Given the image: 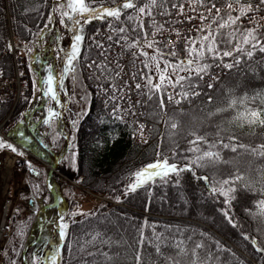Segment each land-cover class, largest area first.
<instances>
[{
  "label": "trees",
  "instance_id": "16d2710c",
  "mask_svg": "<svg viewBox=\"0 0 264 264\" xmlns=\"http://www.w3.org/2000/svg\"><path fill=\"white\" fill-rule=\"evenodd\" d=\"M185 1L188 0H158L164 3V8L171 15H162L163 9H154L150 17L141 15L144 27L135 31L132 28L136 22L127 19L128 14H134L131 9L125 10L118 21L94 19L84 24L80 54L74 61L75 71L64 74L63 87L55 82L58 96L61 94L65 102L71 90L74 92L72 84L77 76L87 89L89 104L86 113L75 124L70 121L67 124L64 110L68 103L66 108L64 104L58 109L55 102L47 107L49 101L44 95L43 80L48 74L47 65H53L54 75L63 73L65 50H70L73 33L60 24L59 13L53 12L54 0H0V74L8 79L15 77L13 44L16 49H23L21 77L25 82L15 105L13 99L0 97V123L9 116L3 126L5 134L49 163L58 160V165L63 161L66 164L68 156L71 160L74 156L76 176L83 175V183L89 189L115 201H118L117 196L120 197V204L100 203L93 211L78 213L71 218L74 194L67 190V196L70 194L72 197L65 200L63 178L51 175L50 183L57 186L52 191L47 185L49 170L45 168V173L37 174L30 172L28 191L34 199L33 207H28L31 210L26 213L24 203L19 202L12 215L7 264H26L25 259L30 263L32 255L48 246L50 240L58 243V250L61 247L57 264H135V254L141 250L138 244L141 232L145 241L142 264H193L194 259L197 264H264V251L258 250L264 249V216L259 214L257 204L264 199V182L259 177V172L264 171V158L252 154L249 149L238 148L236 152L223 149L224 163L204 168L193 164L191 169H185L179 175L170 173L164 180L157 177L155 183L150 182L135 192H125L132 179L130 173L144 165L165 156L178 168L191 163L197 155L187 150L191 147L188 142L194 139L190 134L193 131L210 141L217 139L219 130L225 143H228L230 135H235L237 144L253 147L264 144V127L247 124L241 127L240 121L232 120L236 110H243L244 105L237 103L236 109L216 112L217 108H226L233 97L239 101L245 94L248 97L256 95L255 105L251 100L248 104L264 107L261 103L264 101V52L257 50L251 58L245 55L239 63L235 53L233 57H224L225 63L233 64L232 68L225 67L219 59L216 62L209 60L212 67L195 89L199 95L182 99L179 104L175 102L179 99V87L167 86L163 91L165 107H161V93L156 89H152L156 94L149 98V89L144 87L147 85L145 75L149 73V69L143 66L146 57L136 46L125 45L131 44L137 36L142 41L145 32L150 34L160 25L163 28L179 25L177 9L171 8V4ZM144 2L147 0H140V3ZM227 2L236 5V0H205L202 7L207 19H198L201 22L199 28L210 24L215 32L221 18L227 19L230 10L222 7ZM247 2L249 0H240V3ZM251 2L255 5L258 0ZM101 3L111 6L113 0H95L92 6ZM212 3L222 8L215 22H212L215 9L211 14L206 11ZM49 14L53 15L54 21L49 22ZM231 14L239 13L232 11ZM249 16L260 18L248 23L246 19ZM262 21L264 6L247 13L238 25L233 26L240 28L237 38L242 39L244 29L256 24L260 26V34L264 35V25L258 23ZM121 27L126 29L124 33L113 31ZM101 29L103 32L99 33ZM229 32L231 28L221 30L224 40L229 38ZM197 35L199 33L195 32L192 37ZM121 36H126L127 41ZM235 43L233 40L227 47H233ZM164 45H159L165 53L164 59L174 61L175 57L167 55L171 48ZM225 46L223 43L220 45L221 48ZM181 48L176 47L177 52ZM144 50L149 57L155 53V47L146 45ZM134 52L136 56H133ZM160 62L164 63L163 60ZM151 76L156 83L153 66ZM128 77L134 85L139 83L142 86L140 89L135 87L136 93L143 95L137 100L139 103L128 101L122 94ZM37 78L41 100L31 107L34 80ZM208 83L213 87L209 88ZM170 94L173 97L176 94L171 102L168 100ZM113 96L116 99L113 100ZM50 106L60 113L53 119L57 122V131L53 135L49 127L51 123H44ZM135 106L143 110L142 116L133 115ZM172 123H177V128L173 129ZM69 124L70 129L67 130ZM200 147L207 149L208 145L201 144ZM32 160L38 162L35 158ZM59 170L68 173L66 166ZM237 170L244 174V179L237 182L236 198L225 204L223 195L210 193L209 183L219 187V181L238 174ZM204 176L209 178L208 181L197 179ZM244 184H250V188H241ZM224 211L229 213L235 226L225 217ZM67 217L71 218L68 222ZM62 222L68 224L63 239L59 235ZM96 233L100 235L93 239ZM197 244L203 247L197 249ZM156 245L160 246L161 254L156 253ZM193 249L197 257H193Z\"/></svg>",
  "mask_w": 264,
  "mask_h": 264
},
{
  "label": "snow or ice",
  "instance_id": "6c2138e0",
  "mask_svg": "<svg viewBox=\"0 0 264 264\" xmlns=\"http://www.w3.org/2000/svg\"><path fill=\"white\" fill-rule=\"evenodd\" d=\"M95 3V0H59L56 2L54 0L53 3V12L59 13V22L63 24L65 28L69 29L73 33V39L71 43L70 50H65V66L63 73L60 78V86L63 87V75L68 72L75 71L74 61L77 60L80 54V46L84 39L83 30L84 24L90 23L94 19L105 20L107 18H112L114 20H120L122 14H125V10L131 9L134 14H128L127 19L129 21H135L133 24L132 31H135L136 28H143L144 22L141 19V15L143 16H151L154 9L160 8L163 9L161 12L162 15H171V13L164 8L163 2H158V0H147V2L140 3V0H120L119 3L116 0H113V4L111 6H106L103 3L93 7L92 4ZM200 6H205V0H196ZM264 6V0H258V2L254 5L251 0L247 3H240V0H236V5L232 2H227L222 5V7L227 8L229 14L227 19L221 18L220 23L217 24L215 32L211 29V25L201 26V28L197 29L196 37L187 36L184 38V49L186 52V56L181 59L179 58V54L176 50V44L172 41H169L168 44H165L164 47H170L171 51L167 53L170 57H175L176 59L168 60L164 59L165 53L162 51V48L159 46L162 42H157L155 40H148V34L145 32L143 34L144 39L143 43H141L140 36H137L136 40L132 41L131 44L126 43V47L136 46L140 53L146 57L145 61H143V66L149 69V73L145 75V79L147 80V85L144 87H148L149 89V98L151 95L156 94L152 92V89H156L161 93L160 96V105L164 106V98L163 91L167 86H171L173 89L179 87L181 91L178 93L179 99H176V103L179 104L182 99H187L191 96H197L199 93L195 90L199 87V81H202L204 76L208 74L209 69L212 67L208 61L211 60L216 62L219 59V62L222 63L227 68H232V63H225L224 57H233L234 53L236 54V62L239 63L240 59L243 56H247L249 58L253 57L254 53L259 50L260 52H264V35L260 34V26L258 24L254 25V27H249L244 29L241 33L242 39H238L236 36L237 32H240L239 27H233L238 25L241 17H245L249 12H255ZM171 8L179 9L177 15H182L184 12L185 5L183 3H173L171 4ZM215 9L216 15L213 17L212 22H215L216 18L220 16V12L222 10L221 7H217L215 3H212L211 8H206L208 14L212 13V10ZM195 11V9H192ZM232 11H238V15L233 16L231 14ZM188 20H192L193 17H187ZM201 21L207 19V17L203 14L199 16ZM49 22L53 21V15L49 14L48 16ZM83 21V23H82ZM47 27V25L45 26ZM109 27L112 28L111 22H109ZM205 27H207V31H205ZM231 28V32L228 33L229 38L224 40L222 38L221 30L224 28ZM163 25H160L159 28H156L153 32V36L156 35V32L161 31ZM113 31H119L120 33H124L126 29L121 27L119 29H113ZM177 33V39H180V33L178 29H172ZM59 38V37H58ZM109 40L112 39L111 36L108 37ZM121 39L127 41L126 36H121ZM233 40L236 41L233 47H227V45H232ZM119 43V40L117 41ZM225 44L224 48H221V44ZM144 45L147 47H155V53L149 57V53L144 50ZM247 45L248 47H245ZM99 46V45H98ZM9 48H11V44H9ZM32 50L29 49V52ZM137 53H133V56H136ZM163 60L164 68H160V61ZM156 66V73L159 75V82L153 83L151 76V67L152 64ZM91 66V65H90ZM171 68L172 73L176 74V79L172 80L171 75L168 74V70ZM48 74L46 78L43 80L44 85V95L51 96L52 100L58 101V93L55 87V82L57 77L53 74V65H47ZM180 72H186L187 75H179ZM119 75V73H117ZM167 81V84H165ZM127 86V85H126ZM209 88H212L213 85L208 83ZM137 89H140L141 84L137 83L135 85ZM113 88L115 85L113 84ZM173 95H168V100L171 102L173 100ZM112 99H116L115 96ZM209 101H211L212 97H208ZM252 101V105H255L256 95L252 97H248L247 94L240 99L233 97L226 108H217L216 112H224L229 109H236L237 103L244 105L243 110H236L235 115L232 117V120L240 121V126L243 127L245 124L247 125H259L264 127V107L259 105L252 106L248 104V101ZM139 103V101H137ZM261 103H264L262 101ZM119 107V105H117ZM116 109H113V114H115ZM60 113L56 112V110L52 107L48 109V116L44 119L45 124H50L54 117L59 116ZM209 115H212L211 113ZM122 119V118H121ZM76 123L75 121L73 122ZM177 123H172L171 127L173 129L177 128ZM143 125L140 126L143 129ZM194 139L190 140L188 143L191 145L187 150L193 151L197 153L195 158L191 163L185 164L183 168H178L176 164L169 163L168 157H164L162 160L158 159L152 163L142 166L141 168L135 170L130 173L131 182L126 186L125 192H135L138 188L148 185L150 182L155 183L156 178L159 177L160 180H164L169 176L170 173H179L185 169H191L193 164L196 167L204 168L209 165H214L216 163H224L223 156L221 152L223 149H230L232 152H236L238 148L240 149H249L250 152L260 158H264V144L257 145L255 147L251 145H246L243 143L237 144L235 141L237 137L235 135H230L228 137V143L224 142L223 138H220L219 130L217 131V139L214 141H210L206 136H202L197 134V132L193 131L190 133ZM23 135V134H21ZM135 135V133H134ZM141 135L143 132L141 131ZM199 142V143H198ZM201 144L208 145L207 149H203L200 147ZM7 146V148L11 149L13 152H16L17 149L14 145L7 143L3 139H0V148ZM219 146V147H217ZM259 149V150H258ZM23 155V153H20ZM159 155V154H158ZM175 156V153H173ZM73 163H75V157L73 156ZM236 175H231L223 180L219 181V187L215 186L212 183H209V189L211 194L219 193L225 197L224 203L230 204L232 199H235V193L237 191V182L242 181L244 179V174L240 173L237 170ZM195 175V174H194ZM259 177L261 182H264V171L259 172ZM197 179H203L208 181V177H197ZM226 186V187H225ZM241 188H250V184L241 185ZM116 199L119 201L120 197L117 196ZM259 206L258 211L261 216H264V199L257 201ZM77 213H73L76 215ZM91 215V214H89ZM225 217L229 220L230 223H233L235 226V222L232 221L231 216L227 211H224ZM61 221L63 218L61 217ZM68 228L67 223H61L59 225V235L60 238L63 239L66 235V229ZM100 233H96L93 237L95 239L98 237ZM247 238V237H246ZM143 232H141L140 240L138 244L141 246V250H138L135 254V264H142V246L144 244ZM151 243V241H149ZM255 243V241H253ZM203 247L201 244H197L196 248L199 249ZM155 250L157 254H161V248L159 245L155 246ZM260 251H264V249H258ZM183 251V249H181ZM91 255V254H90ZM107 257L108 254L104 253ZM193 257H197V252L193 249L192 252ZM60 257V251L53 250V253L50 257H46L44 260V264H57L58 258ZM110 259V257H108ZM171 259V258H169ZM34 264H41V259L37 256H33ZM193 264H197V261L194 259Z\"/></svg>",
  "mask_w": 264,
  "mask_h": 264
},
{
  "label": "rangeland",
  "instance_id": "374dc122",
  "mask_svg": "<svg viewBox=\"0 0 264 264\" xmlns=\"http://www.w3.org/2000/svg\"><path fill=\"white\" fill-rule=\"evenodd\" d=\"M256 17H258V16H253V19ZM246 21H248V20L246 19ZM261 24L264 25V21H262ZM102 32H103V30L101 29L99 33H102ZM148 40H152V39H148ZM21 52L23 54V49H21ZM12 53L14 56V52H12ZM152 66L154 69V75H155L154 77H155V80H157L156 81V83H157V82H159V75L156 73V66L154 63L152 64ZM160 68L161 69L164 68V63L160 62ZM60 74L61 73L59 72L55 75L57 77L56 83H60V78H61ZM168 74L171 75L172 80L176 79V74L172 73L171 68H169ZM19 75H21V68L19 69ZM179 75H187V73L186 72H180ZM128 80H131V79L128 77ZM22 81L24 82L23 79H22ZM130 83L133 85V87L135 89V85H134L133 81L128 82L127 88L130 87L131 88L130 90H133ZM165 84H167V81H165ZM34 86H35L34 87L35 92H34L33 100H32L31 105H30L31 107L35 106L36 103L41 100V98H40V96H41L40 84H39L38 78L34 80ZM72 86H73L74 92H73V90H71L72 92L68 95V97H69V99L67 100L68 106H67V109L64 110V115H65L64 120L67 124H68V121H70L69 123H71V124L74 121L78 122L80 120V118L83 116V114L86 113V111L88 109V104H89L86 86L83 83V81L80 79L79 76H77L75 78ZM127 91H128V89H127ZM47 99L49 101L47 104V107L49 106L50 103L52 104L53 102H55V104L57 105V108L60 109L66 103L65 100H63L64 98L61 94H60V96H58V101L57 100L53 101L49 96L47 97ZM64 107L66 108V104ZM164 107H165V104H164ZM56 112L59 113V110H57ZM164 117H165V114H164ZM53 119H55V117ZM53 119L51 121V124L49 125L50 132L52 135H53L54 131L55 132L57 131V126H56L57 122L55 123L53 121ZM3 126H4V123L2 125V130H4ZM69 129H70V124L67 127V130H69ZM142 136H144V134ZM0 138H3V136L0 135ZM4 141L14 145L12 142L8 141L5 138H4ZM14 146L17 149L16 152H13L11 149L7 148V146L0 148V182H1V174L4 173L5 169H6L4 163H5L7 156L9 155V152L15 153L17 156V158L14 159L11 167L9 168L7 183L1 184V186H0V218L2 216L3 206L5 205L8 198L12 197L10 194H12V192L15 191V189H16V191H18L20 189L19 195L15 191V197H16L15 199H17L16 207L18 206L19 202H23L25 205V212L30 213L31 209H29V208H31V207L28 204V199H30V200L33 199V196H31L30 192L28 191V189L30 190V187L28 186V184H30L29 181L31 179L29 176V173H30L29 168L39 170L40 173H42V172L45 173L46 169L50 170L53 167V165L51 166L50 163L46 164V163L40 162V161H38L36 163L35 161L32 160L34 157L32 158V156L30 154L26 153L24 150H20L16 145H14ZM5 150H7L8 152H5ZM21 152L23 153V155L20 154ZM73 154H75V152H73ZM69 159H70V157L68 156V160H67L66 164L64 161H63V163H61L59 165L57 164V166L54 168V170L55 169H57V170H55V171L53 170L52 173L56 174V176H60L63 178V180L65 182V191L64 192L66 193V196L65 195H63V196H64L66 201H68L66 199V197L69 200L72 197V196H70V194H68V196H67V190L72 191L74 194V200H73V204H72V207L70 210V214H73V213H77V214L79 213L80 214V213L86 212V211H93V209H95L100 203H107V204H111V205L118 204L117 201L114 203L113 200H110V197H108L104 194L97 193V192L89 189L87 186H83L82 179H80L81 177L76 176V173H75L76 162L73 163V160L70 159V161H69ZM1 162H2V164H1ZM62 166H66L68 168L67 174L62 173L59 170V168L61 169ZM41 168H42V170H41ZM46 175H48V174H46ZM44 179H45V177H44ZM31 185H32V183H31ZM54 187H57V186H54ZM104 197H106L108 199L104 200L103 199ZM64 203H65V201L63 202V204ZM16 207H15V209H16ZM15 209L12 212L11 217H10L11 227H12V215L15 212ZM71 218H75V215H73ZM71 218L67 217V222ZM10 241H11V236L9 239V243L6 247V250L1 257L0 264H7L8 263V256L7 255L10 253V249H9ZM57 248H58V243L50 240L48 246L40 248L39 251L37 250L35 252V254L32 255V259H33V256L35 255L41 259V264H44L45 258L50 257L53 253V250H57ZM25 262H26V264H34L33 260L29 263L25 259Z\"/></svg>",
  "mask_w": 264,
  "mask_h": 264
},
{
  "label": "built area",
  "instance_id": "2783aa9c",
  "mask_svg": "<svg viewBox=\"0 0 264 264\" xmlns=\"http://www.w3.org/2000/svg\"><path fill=\"white\" fill-rule=\"evenodd\" d=\"M185 5L184 12L182 15H177V12L179 9L176 10V19L179 21V25L176 27L169 26L166 28L161 29V31L156 32V35L153 36V32L148 34V39L155 40L157 42H162L164 44H168L169 41H172L176 44V47L181 46L182 48L178 52L181 59H183L186 56V52L184 49V38L187 36H192L195 32H197V29H199L200 21H198L199 16L201 14L205 15V8L198 5L195 0H188L183 3ZM195 9L193 11L192 9ZM193 17L192 20H188L187 17ZM260 17H256L253 19V17H248V23H254L255 21H258ZM205 21V20H204ZM261 23V22H259ZM172 29H178L180 33V39H177V33L175 31H172ZM143 43V40L141 41ZM14 62H15V77L12 79H8L0 74V97L4 99H10L14 98L15 102L19 99L20 93L24 87V83L19 75V69L21 68L22 64V56L18 51H14ZM125 69H127V66H125ZM132 82L133 80H128V82ZM127 82V85H128ZM134 83V82H133ZM133 90H130V87H126L122 94L126 96L128 101L133 100L136 102L137 100L141 99L143 97L142 94H137L136 90L134 89L133 85L130 83ZM128 89V91H127ZM132 113L134 116H142L143 110L139 108V106H135L132 110ZM2 125L3 122L0 124V133L2 132ZM4 136V134H0ZM16 191V189H15ZM15 191L12 195V197L8 198L5 205L2 209V216L0 218V261L1 257L5 252V248L8 243V239L10 237V216L14 210L15 204L17 202V199H15ZM19 195L20 189L16 191ZM105 198V197H104ZM115 203V202H114Z\"/></svg>",
  "mask_w": 264,
  "mask_h": 264
},
{
  "label": "bare ground",
  "instance_id": "6f19581e",
  "mask_svg": "<svg viewBox=\"0 0 264 264\" xmlns=\"http://www.w3.org/2000/svg\"><path fill=\"white\" fill-rule=\"evenodd\" d=\"M10 99H13V105L14 104H16L17 103V101L15 102V99L14 98H10ZM0 134H4V137L7 139V140H11V139H13L12 137H10V136H8L7 134H5V132H4V130H2V132L0 133ZM15 154H13V153H9V155L7 156V158H6V160H5V163H4V165H5V167H6V169H5V172L4 173H2L1 174V182H0V186H1V184H4V183H7V180H8V174H9V168L11 167V165H12V162L14 161V159H15ZM53 163H55V161L53 162ZM51 165H53V167L55 168L57 165L55 164H51ZM104 200H107L108 198H103ZM111 200V199H110Z\"/></svg>",
  "mask_w": 264,
  "mask_h": 264
},
{
  "label": "water",
  "instance_id": "95a60500",
  "mask_svg": "<svg viewBox=\"0 0 264 264\" xmlns=\"http://www.w3.org/2000/svg\"><path fill=\"white\" fill-rule=\"evenodd\" d=\"M53 21H54V20H53ZM50 175H51V171H50L49 174H48V184H49V180H50ZM59 251H61V247H60Z\"/></svg>",
  "mask_w": 264,
  "mask_h": 264
}]
</instances>
